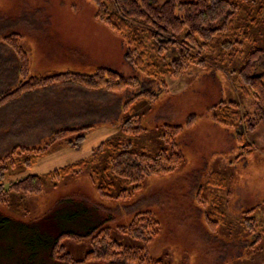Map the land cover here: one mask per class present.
<instances>
[{
  "label": "rangeland",
  "instance_id": "1",
  "mask_svg": "<svg viewBox=\"0 0 264 264\" xmlns=\"http://www.w3.org/2000/svg\"><path fill=\"white\" fill-rule=\"evenodd\" d=\"M195 1L180 0L181 3ZM165 2L158 0L157 3L162 5ZM263 4L264 0H259L258 6L262 7ZM256 11L257 8L253 9L251 15H256ZM94 14V6L85 0H0V45L10 56H7L10 61L0 62V95L15 89L22 82L18 59L5 45V38L18 37L29 59L32 77L63 74L55 71L33 74L31 57L40 54L39 51L45 52L38 42L39 51L32 46H36L35 39L37 36L48 39L45 37L47 30L54 25H62L64 21L67 26L92 21ZM247 15L245 11L239 19L241 29L251 38L246 49L264 50V25L259 24V20L257 25L252 24ZM96 25L119 40L122 50V44L125 46L124 57H121L117 66L114 65L113 71L126 79H137L143 88L158 94L157 100L135 101L124 114L123 106L133 97V91L108 93L113 95L111 104H121L118 114L114 109L104 110L105 118L102 120L91 119L81 126H66L53 124L56 121L50 108L55 104L56 95L52 87L22 95L20 99L0 108V160H4L14 148H41L58 131L83 127L92 129L85 134L78 148L56 143L31 168L17 167L10 172V181L31 175L47 176L54 169L62 167L67 163V157L65 162L64 159H53L62 147L71 150L73 158L77 156L89 161L100 146L118 140L123 122L127 116L133 115L141 117L142 129V133L134 139V147L149 153L154 154L165 148L162 139L165 127L181 128L176 143L178 148L181 147L179 150L185 163L170 176L147 179L143 190L131 198L121 196L127 189L117 183L106 186L107 182L100 174L104 157H100L99 162L93 165L88 164L77 176L59 182L47 179L39 195L12 193L8 204L0 206V264H54L48 253H39L37 230L53 238L62 231L78 236L73 239L67 237L61 242L65 252L74 261L82 260L90 251L88 234L99 228L109 229L111 238L119 245L135 247L138 243L119 229L128 227L137 214L147 212L154 216L161 228L160 236L150 247L153 259L162 264H229L230 259H226V253L230 254L228 246H232V250L235 248L234 256L240 250L239 246H243L236 242L241 233L239 226H236L240 215L249 212L250 207H256V217L264 221L262 205L254 201L246 209L239 210L240 207H236L233 202L236 193L240 194L243 188H247L243 191H248L255 198L264 195V117H257L259 122L255 130L244 136V145L249 147L250 154L246 151L242 153L244 147L236 142L233 131L221 129L211 120L213 109L221 102H234L252 117L255 116L253 99L244 97L239 89L236 72L241 66L240 58H223L217 48L208 57L209 64L191 66L183 75L167 78V87L162 91L158 83L139 75L126 63L127 48L121 38L106 27L98 23ZM64 73L75 72L67 70ZM66 85L67 90L80 88L70 84L53 87ZM93 103L100 104L98 101ZM192 120L195 121L187 128ZM200 126H214L218 131ZM47 156H50L49 159H44ZM213 173L223 179V187L212 190L220 197L228 196L224 211L228 224L233 228H219L217 235H212L206 228L203 211L196 202L199 191L207 187L209 176ZM260 248H264V243ZM262 252L264 256V250Z\"/></svg>",
  "mask_w": 264,
  "mask_h": 264
},
{
  "label": "trees",
  "instance_id": "2",
  "mask_svg": "<svg viewBox=\"0 0 264 264\" xmlns=\"http://www.w3.org/2000/svg\"><path fill=\"white\" fill-rule=\"evenodd\" d=\"M85 1L95 8L94 20L125 43L126 63L139 75L158 83L162 91L167 87V78L181 76L191 66L203 67L209 64L208 57L217 48L223 58L238 56L241 61L240 69L236 72L239 89L244 97L253 99L255 116L252 117L234 102H221L213 109L211 120L219 128L235 133L236 142L244 147L242 153H251L249 147L244 145V136L253 132L259 119L264 117V50L246 49L251 38L241 29L239 19L247 11V18L252 24L257 25L259 20V24L264 25V4L258 6L259 0H197L193 3L166 0L162 5H158V0ZM255 8L256 15H251ZM4 43L18 59L22 82L15 89L0 95V108L26 93L58 84L111 94L131 90L134 95L124 104V114L135 101L154 102L158 98L157 93L143 88L137 79H126L106 69H99L91 75L63 73L32 77L29 73V59L18 37L9 36L4 39ZM194 121H190L186 127H191ZM140 123V116H127L118 140L100 146L89 161L76 162L47 176L31 175L11 182L10 172L17 167L31 168L54 144L62 143L78 148L92 127L58 131L41 148H14L4 160H0V206L8 204L12 193L39 195L47 179L59 182L77 176L88 164L99 162L100 157H104V167L100 174L104 182H107L106 186L111 187L117 183L124 187L127 190L121 196L125 195L126 198L139 194L149 178H163L177 173L185 163L176 143L182 129L165 127L162 135L165 148L153 154L134 147V139L142 133ZM222 182L223 179L218 175L211 174L207 187L201 189L196 198L197 205L203 211L206 228L212 235H217L219 228L233 229L224 211L228 196L220 197L212 190L223 187ZM256 213H242L236 226L248 236L260 240L264 238V221L257 218ZM119 231L138 245L123 247L111 238L109 229L99 228L88 234L90 251L82 260L74 261L65 252L61 242L67 237L73 239L78 236L62 231L53 238L37 230L39 253H48L54 264H162L150 255V247L161 233L160 225L152 214H137L128 227H121Z\"/></svg>",
  "mask_w": 264,
  "mask_h": 264
},
{
  "label": "crops",
  "instance_id": "3",
  "mask_svg": "<svg viewBox=\"0 0 264 264\" xmlns=\"http://www.w3.org/2000/svg\"><path fill=\"white\" fill-rule=\"evenodd\" d=\"M96 24L93 19L92 21H86L82 25L80 22L74 26H67V22L64 21L62 25H54L47 30L45 37H48V39L37 36L35 39L36 46H32L39 51L38 47L40 46H38V42L45 52L41 53L39 51L40 54L31 57L33 74H48L49 71L64 73L69 70L75 73L91 75L99 69L113 71L114 65L117 66L121 57H124L123 50L125 46L122 44V50L119 40L113 38L106 29ZM7 56L8 53L0 45V62H3V60L10 61L8 58L10 56ZM51 90L56 95L55 104L50 108V113L55 116L54 121H56L53 124L81 126L82 124H86L83 122L91 119H104V110L114 109L117 114L120 111V102L111 104V97L113 95L105 92H89L80 88H69L67 90V85L52 87ZM94 101H98L100 104H94ZM143 122L145 121L143 120ZM200 127H207L210 130L218 131L214 126ZM179 148L181 147L179 146ZM60 149L53 159L59 158L61 161L64 159L63 162H65V158L67 157V163L54 170L84 160L82 157L77 156L73 158L71 150H68L67 147ZM49 157L47 156L44 159L48 160ZM246 189L240 190V194L236 193L233 201L236 207H240L239 210L246 209L254 201L255 204L257 202V204H260L259 206L262 205L264 207V195H259L255 198L253 195L248 194V191H243ZM249 209L250 211L258 210L256 207H250ZM240 231L239 240H236V242L243 244V246H239L240 250L235 256L233 255L235 254V248L232 250V246H228L227 250L229 249L230 254L226 253V259H230L229 264H264L262 252L264 248H260V245L264 243V238L259 240L254 236H248L242 229ZM249 242L250 244L247 246ZM251 245L253 246L251 247Z\"/></svg>",
  "mask_w": 264,
  "mask_h": 264
}]
</instances>
